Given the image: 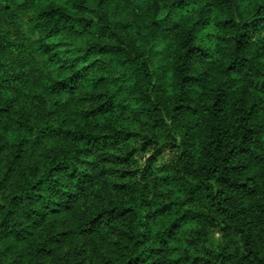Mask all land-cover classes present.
<instances>
[{"label":"clouds","instance_id":"obj_1","mask_svg":"<svg viewBox=\"0 0 264 264\" xmlns=\"http://www.w3.org/2000/svg\"><path fill=\"white\" fill-rule=\"evenodd\" d=\"M0 264H264V0H0Z\"/></svg>","mask_w":264,"mask_h":264}]
</instances>
